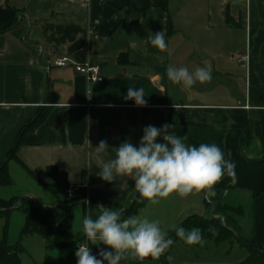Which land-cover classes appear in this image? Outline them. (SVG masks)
<instances>
[{"label":"crops","instance_id":"obj_1","mask_svg":"<svg viewBox=\"0 0 264 264\" xmlns=\"http://www.w3.org/2000/svg\"><path fill=\"white\" fill-rule=\"evenodd\" d=\"M161 30L165 52L149 42ZM62 58L100 66L103 82L89 84L73 66L58 68ZM170 66H206L211 80L186 89L167 78ZM128 87L145 90L146 106L125 99ZM164 124L189 145L215 143L226 158L231 153L236 178L224 202L232 209L216 213L203 194H173L137 215L162 228L194 216L228 220L239 237L264 249V0H0V167L7 165L12 181L0 187V199L56 206L63 191L49 168L65 174L71 188L89 179V206L73 212V237L82 241L84 216L96 219L99 204L122 215L137 195L130 177L104 181L103 163L125 140L139 146L146 126ZM101 140L109 149L97 155ZM10 221L23 229L25 216L13 212ZM5 224L0 220V237ZM41 238L46 252L28 264H46L48 248L59 242Z\"/></svg>","mask_w":264,"mask_h":264},{"label":"clouds","instance_id":"obj_2","mask_svg":"<svg viewBox=\"0 0 264 264\" xmlns=\"http://www.w3.org/2000/svg\"><path fill=\"white\" fill-rule=\"evenodd\" d=\"M149 42L160 52L168 49L163 30L152 34ZM166 75L173 84L186 89L198 82L204 84L211 80L210 69L206 66L191 71L185 66H170ZM144 97L142 87H128L125 99L134 100L136 106L144 107L147 103ZM172 127L169 124L161 128L146 126L139 146L125 140L115 148V158L103 163L98 175L109 183L117 176L130 177L139 198L153 206L173 194L181 199L203 194L210 202L216 195L215 186L225 176L235 182L236 165L230 159V152L227 154L229 158H226L225 152L215 143L189 145L185 143L188 139L186 135L179 137L169 132ZM94 149L97 155L106 154L109 145L101 140ZM97 209L99 215L96 219L91 216L82 219L81 234L88 243L82 242L78 246L75 253L77 264H104L105 261L107 264H121L124 260L143 264L147 259L157 261L174 243L168 235L169 231H175L176 236L189 246L203 247L206 244L199 228L188 230L175 223L162 228L158 219L140 215L122 218L119 210L109 209L102 204ZM89 244H103L106 248L100 249L97 258ZM167 259L171 261L173 258L168 256Z\"/></svg>","mask_w":264,"mask_h":264},{"label":"trees","instance_id":"obj_3","mask_svg":"<svg viewBox=\"0 0 264 264\" xmlns=\"http://www.w3.org/2000/svg\"><path fill=\"white\" fill-rule=\"evenodd\" d=\"M50 101L54 102V98L51 97ZM43 118V115L39 116L27 130L35 128L42 122ZM11 158H15L14 153L11 154ZM48 174L56 183V187L61 188L63 191V196L58 201L61 202L59 207L37 206L26 197L13 198L11 200L0 199V220L4 219L6 222L3 229L4 237L0 240V264H22L21 256L25 253L22 240L29 236L55 238L59 241L57 244L48 248L49 251H55L57 253V258L48 256L46 264H77L75 253L83 240L81 241L73 237V212L75 206L84 204L86 201V191L79 189L74 192L73 197H70L68 192L71 187L67 183L66 175L59 173L54 168H49ZM11 185L12 181L8 174L7 165H3L0 167V187H9ZM233 186L234 183L232 180L225 176L222 182L215 186L216 195L210 202L206 199L209 205L215 207L216 213L226 212L227 209H232L230 205L224 202V196ZM147 203L148 201L141 200L137 193L134 200L123 211L122 218L137 215ZM13 212H20L25 216V225L21 232V240L16 245H10L8 241L10 217ZM179 226L188 230L199 228L206 242L212 241L216 244L230 242L233 245L236 238V233L231 230L228 220H226V223H223L220 219H205L194 216ZM168 235L174 241L170 249L177 243H182L191 249L201 248L200 245L189 246L185 244L184 241L176 236L175 231H169ZM238 241L239 244H243L240 240ZM243 246L249 247L250 254L240 264H264V249H259L250 243H245ZM90 248L92 254L99 258L98 252L92 246ZM170 249L159 260L143 262V264H170L167 259ZM104 264H107V262L105 261Z\"/></svg>","mask_w":264,"mask_h":264},{"label":"rangeland","instance_id":"obj_4","mask_svg":"<svg viewBox=\"0 0 264 264\" xmlns=\"http://www.w3.org/2000/svg\"><path fill=\"white\" fill-rule=\"evenodd\" d=\"M243 45L245 46L244 36ZM61 202H58L56 207H59ZM74 209H82V206H75ZM15 222L12 225L10 221V236L8 241L10 245H16L21 240V231ZM231 226V224H229ZM233 227V226H231ZM22 228V225H21ZM237 230V227H235ZM233 229V228H232ZM235 242L232 245L230 242L216 244L212 241L206 242L203 247L197 249L187 248L182 243L175 244L169 251V255L173 259L169 261L170 264H240L246 260L249 255V249L243 246L247 243L238 234H235ZM3 238V237H0ZM243 244H239V241ZM44 240L41 237H26L22 240L25 253L22 255L26 257L23 259L24 264H28L30 258L35 262L41 261L45 251ZM49 256L56 257L55 251L48 252Z\"/></svg>","mask_w":264,"mask_h":264},{"label":"built area","instance_id":"obj_5","mask_svg":"<svg viewBox=\"0 0 264 264\" xmlns=\"http://www.w3.org/2000/svg\"><path fill=\"white\" fill-rule=\"evenodd\" d=\"M83 4L88 5L90 3V0H80ZM242 60L246 62L248 60L247 57H242ZM58 68H66L73 66L75 71L79 74L82 75L86 78L87 82L89 84H97L103 82L102 74H101V67L95 64H92L90 62H87L85 64H76L73 63L70 59L68 58H62L57 61L55 64ZM91 186V182L89 179L85 181V183L79 187H72L68 195L70 197H73L74 192H76L79 189H84L87 191ZM86 204L89 206V200L86 198ZM83 243H88L85 238L83 239ZM90 246V244H89Z\"/></svg>","mask_w":264,"mask_h":264},{"label":"water","instance_id":"obj_6","mask_svg":"<svg viewBox=\"0 0 264 264\" xmlns=\"http://www.w3.org/2000/svg\"><path fill=\"white\" fill-rule=\"evenodd\" d=\"M144 262H152V260L151 259H147Z\"/></svg>","mask_w":264,"mask_h":264}]
</instances>
